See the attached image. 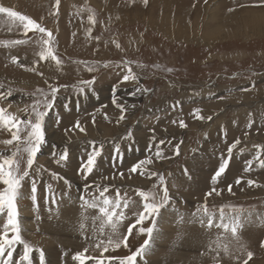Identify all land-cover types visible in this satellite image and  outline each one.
I'll use <instances>...</instances> for the list:
<instances>
[{"label": "rangeland", "instance_id": "rangeland-1", "mask_svg": "<svg viewBox=\"0 0 264 264\" xmlns=\"http://www.w3.org/2000/svg\"><path fill=\"white\" fill-rule=\"evenodd\" d=\"M257 2L148 0L145 6L143 0H61L58 14L53 15L55 0H0V6L11 7L50 29L55 37L56 53L63 61L60 66L48 61L47 78L42 79L39 67H44L46 61L39 62L41 34L29 32L25 36L18 23H12L6 14L0 13V92L10 90L12 93L0 99V106L11 104L8 110L24 119L27 114L21 110L26 107L30 110L39 98L37 89L47 91L49 83L67 85L58 93L50 128L47 120L53 110L45 118L48 141L34 165V168L42 165L44 171L32 173L37 181L38 207L31 200L30 179L23 182L22 195L17 200L21 234L35 248L44 250L46 264L50 261H53L51 264H78L72 259L77 252L87 248L86 255L99 257L102 251L95 247L101 224L95 219L99 215L98 209L81 207L79 199L81 195L86 199L98 195L94 189L88 193L83 191L85 180L77 171L91 151L90 141H95L97 146L103 144L104 150L98 160V168L87 182L112 184L115 187L106 195L115 197V189L119 187L121 195L126 192L130 200V207L125 209L127 218L118 232L113 234L110 228L105 227L100 238L107 240L109 235L114 240L122 238L128 225L134 223L136 214L143 210L144 201L136 190L151 194L158 181L139 174L131 179L127 176L121 179L116 173H127L133 162L151 156L154 162L149 169L165 175L172 200L162 209V218H158V222L161 221L158 224L160 233L163 232L145 257L148 264H243L247 259L246 253L236 251L238 244L230 230L215 226L221 221L209 228L207 217H204L202 225L193 216L197 207L205 203L214 216L219 215L223 208L226 223L230 218L239 217L242 224L237 232L239 243L253 253L249 264H264V248L261 247V242H264V168L254 161L251 169L245 171L246 162L256 155L254 145L264 144V30L257 33L252 29V24L260 23V19L252 21V13H264V7L252 6ZM181 5L190 9L194 21V24L190 22L186 34L181 32L186 36L195 31L203 36L208 27L215 25L216 20L208 16L213 11L218 22L222 18L229 20L233 15L230 19L235 25L227 23L226 29H220L212 39L196 40L186 36L174 39L163 34L158 25L163 17L173 24H181L177 19L179 15L183 16V11L177 12ZM242 10L247 15L243 16ZM90 15L96 20L94 25L89 23ZM152 21L155 27L151 25ZM15 40H24L25 43H10ZM116 43L121 47L117 48ZM12 56L19 57L24 67L13 63ZM124 60L133 62V71L140 77L139 86L150 89L149 92L130 95L137 83H121L125 69L117 65H122ZM81 61L94 64L96 70L89 72L83 63H79ZM105 63L110 66L104 67ZM34 64L36 71L27 70ZM93 79L95 83L83 95L74 87L79 81ZM114 85L118 86L119 101L127 106L126 119L119 123L120 111L111 103ZM65 104L69 105V110H65ZM196 108L201 109L204 120L193 117L192 112ZM208 116L213 119L208 121ZM58 117L60 122L57 125ZM181 119L187 124L186 128L179 127ZM77 120L83 126L99 129L86 135L79 130L67 131ZM249 121H254L251 128L248 127ZM152 129H155V142L152 141ZM128 131L132 132L133 139H122ZM10 138L7 130L0 129V141ZM161 139L171 141L162 146L165 155L171 158L157 161L154 158L155 145ZM236 139L241 143L233 149L226 173L213 185L212 175L228 158L227 149ZM178 143L180 154L175 156L173 153ZM116 144L120 146L122 163L113 159ZM65 147L69 150V160L58 165L55 160ZM11 151L12 146L0 143V156L10 155ZM65 167H69L72 173L66 177L71 180V189L51 175L59 173L61 176L60 171ZM185 169L188 175H185ZM238 177L242 178L240 184L236 183ZM249 180L255 184L250 186ZM228 185H232V192L228 191ZM3 187L0 184V189ZM213 187L221 194H213L206 199L205 194ZM68 218L74 220L71 225ZM6 221V212L0 213V233ZM26 221L28 226L24 228ZM82 223L83 229L80 228ZM143 226H149L148 221ZM139 227L129 236L127 248L123 244L119 248H109L104 257L123 258L135 251L147 238L139 233ZM224 245L229 247V254L224 253ZM22 253L23 247L17 245L13 254L17 264ZM163 257L169 261H162ZM138 261L144 264V260L138 258ZM32 264H40L39 251L32 253ZM86 264H95V261L89 260ZM105 264L109 262L106 260ZM111 264H119V259L112 260Z\"/></svg>", "mask_w": 264, "mask_h": 264}, {"label": "snow or ice", "instance_id": "snow-or-ice-1", "mask_svg": "<svg viewBox=\"0 0 264 264\" xmlns=\"http://www.w3.org/2000/svg\"><path fill=\"white\" fill-rule=\"evenodd\" d=\"M61 0H55V12L53 15H57L59 12V5ZM134 2V0H133ZM207 2V0H205ZM145 6H147L148 0H143ZM254 7H264V0H258ZM243 7V5H241ZM233 9H229L232 11ZM0 13L6 14L9 20L12 23H18L22 29L23 34L27 36L29 32L39 33L40 35V44L41 50L38 53L39 62L52 61L55 62L57 66H60L63 61L57 55L55 49V37L50 29L46 28L42 23L37 22L36 20L30 18L27 15L21 14L18 11H14L11 7L0 6ZM89 23L94 25L96 20L94 16L90 15L88 17ZM89 33H91V28H89ZM98 39V38H96ZM11 44H23L24 40H15L10 42ZM115 43V41H114ZM8 46V44H5ZM116 47L120 48V44L116 43ZM11 60L15 64H20L21 67H24L23 63L20 61L19 57L12 56ZM38 63V62H37ZM89 72L96 70V66L87 61H81ZM132 61L124 60L122 65H117V67H123L125 73L122 76L121 83L125 82H136L137 87L134 91L130 93L132 96H136L137 93H147L150 89L141 88L139 86L140 77L133 71ZM104 67H109V63H105ZM143 67L142 65H139ZM30 71H36V66L30 69ZM167 71H172V69H167ZM43 75V73H41ZM95 83V80H82L79 81L74 87L77 89L79 94H85L86 89H90L91 86ZM62 87H67V85H56L54 83H49L47 91L44 89H37L36 94L39 98L31 105L30 110L26 107L22 109L24 113L27 114V118L22 119L20 115L10 112L8 109L11 108V104L7 107L0 106V129L7 130L11 134L10 139L0 141L4 145L12 146V151L10 155L0 156V184L4 187L0 189V213L7 214V221L3 225V232L0 233V264H17L13 258V254L16 251V246L21 245L23 247V253L19 258V264H32V253L34 251H39L40 254V264H46L45 254L43 249L35 248L30 242L25 240L21 234V224L19 219V210L17 205L18 198L21 197V188L25 179L31 180V200L33 205L38 207L37 203V181L33 172L39 174L44 171L42 165L36 166L38 154L41 152L43 146L47 143L46 139V130H45V118L49 116L50 112L54 109L56 101L58 99V93ZM118 86H113L112 90V105L119 109L120 116L117 120V123L124 121L126 119L125 113L127 111V106L121 103L117 97ZM12 93L9 90L7 93L0 92V99H5L6 96H11ZM107 107V105H104ZM65 110H69L68 104L64 105ZM192 115L197 120H204L205 117L201 115V109L196 108L193 110ZM107 114L105 113V119H107ZM208 121L213 119L212 116L206 118ZM59 117L57 118V125L59 124ZM93 122H95V116H93ZM175 124L176 121H173ZM254 121H249L248 127L251 128ZM179 127L186 128L187 124L183 119L179 121ZM79 130L80 132H86V128L81 124L79 120L75 122L74 125L67 131ZM153 132L152 141H156L155 129L151 130ZM124 140H132L133 134L131 131H128L124 137ZM91 151L87 155L86 162L82 163L77 169L78 173L82 175L85 180L83 186V191L88 193L90 189H94L98 195H91L90 198L86 199L85 196L81 195L79 197L81 201V207L85 208H94L98 209L99 215L95 219L101 221L100 224V236H97L95 247L102 249L99 257H93L86 255L88 249L85 248L82 252H77L72 259L78 261V264H86L89 260H94L95 264H105L107 260L109 264L114 259H119V264H139V260H144V264H148L145 257L153 249V241L155 239L154 233H159L161 231L158 226V218H162V209H165L169 205L172 197L169 194V190L166 185V177L163 173L158 171H152L149 169V166L153 164V157H145L144 159H139L133 162L127 170V173L123 171H118V175L121 179L127 178L131 179L132 176L139 174L141 176H148L149 178H155L158 183L153 185V192L151 194L137 189V194L144 201L143 210L140 211L135 216V221L132 224H129L127 227V233L122 236V238L113 239L111 235L108 236L107 240L100 238L104 234L105 227L110 228L111 233L115 234L118 232L119 226L127 218L125 209L130 207V200L127 196V193L122 196L121 189L116 187L115 197L106 195L111 188L115 187L112 184H102L93 181L88 183L89 177L93 174L94 170L98 166V160L102 157L104 146L100 144L97 146L95 141H90ZM166 143L170 144L171 141L166 142L161 139L155 145V160L160 161L164 159H170L165 155L163 147ZM182 143V141L180 142ZM180 143L175 145V150L173 155L178 156L180 154ZM241 141L236 139L227 149L228 158L224 159L223 162L216 169L212 175L211 181L213 185L218 183L219 179L226 173V170L229 167L230 159L232 156L233 149H235ZM257 149L256 155L253 159L248 160L247 167L245 171H249L254 163L258 161L259 167L264 168V144L254 145ZM151 151V148L149 149ZM242 151V150H241ZM53 155H56L53 153ZM113 159L118 160L122 163V157L120 153V146L116 144L113 148ZM69 160V150L67 147L58 155V159L55 160L56 164L66 163ZM185 175H188L187 169L184 170ZM54 178L62 180L63 183L71 189V181L64 176H60L57 173L51 174ZM115 178V175L112 177ZM105 180H108V177H104ZM242 182V178L238 177L236 180L237 184ZM248 184L251 186L255 184V181L249 180ZM157 188L160 189L159 192L155 191ZM48 189H51V186H48ZM228 191L232 192V185H228ZM215 195H220L221 192L213 187L209 192L205 194V198ZM53 202H55L53 200ZM193 216L198 218L200 223L204 224V217H207V226L211 228L214 224V213H212L207 204L205 203L202 206L197 207L196 212L193 213ZM220 223L215 226L218 228H223L225 231L230 230L232 236L237 241L238 247L237 252L242 254L246 253L247 259L243 260V264H249V261L253 257V253L248 251L246 246L239 243V236L237 235L238 229L242 227L239 217H233L229 219V222H224V209L221 208L219 211ZM145 221H148L149 226L144 227ZM138 228L140 234L146 235V239L143 244H141L135 251H131L130 255H127L123 258H116L112 256L104 257V253L109 251V248H119L121 244L124 247H128V238L133 233V230ZM80 228H84V224L80 225ZM217 247H220L218 244ZM261 247L264 248V242H261ZM215 250V249H213ZM223 251L225 254H229V248L227 245L223 246ZM218 254V253H217ZM239 259V257H235Z\"/></svg>", "mask_w": 264, "mask_h": 264}, {"label": "bare ground", "instance_id": "bare-ground-1", "mask_svg": "<svg viewBox=\"0 0 264 264\" xmlns=\"http://www.w3.org/2000/svg\"><path fill=\"white\" fill-rule=\"evenodd\" d=\"M176 1V0H175ZM184 2V1H183ZM182 2V3H183ZM132 3V2H131ZM159 3V2H158ZM151 4H152V2H151ZM143 5H145V4H143ZM184 5H185V3H184ZM182 6L181 5V7H179L178 8V10H177V12H181V11H183L182 13H183V16H178L177 17V19H179L180 20V23L181 24H178V23H174L173 24V22H171L170 20H168V18H162V22H160L159 24L160 25H158V27H161L162 29V31H163V34H169L171 37H174V39H182L183 37H185L186 35V32H187V30L189 29V27H190V22L192 23V24H194V21H193V19H192V17L190 16V14H191V12H190V9L189 8H186V6ZM154 8H156V6L154 7ZM182 9V10H181ZM151 10V9H150ZM243 11H245V10H242V12ZM147 12H149V11H147ZM205 12H207L208 13V10L207 9H205ZM122 13V12H121ZM214 11L213 12H210V13H208V16L211 18V19H214V20H216L215 21V25H212V26H210V27H208L207 29H209V30H207L206 29V33H204V35L203 36H200L201 35V33H200V35H199V33L197 32V31H195V33H193L191 36H186L187 38L189 37V38H193V39H202L203 40V38H205V39H212L213 37H215L216 35H218V33L220 32V29H223V28H225L226 26H227V23H230V24H233V25H235L232 21H231V19H230V17H232L233 15H231L230 17H229V20H230V22H229V20L228 19H225V18H222V19H224V20H220L219 22L217 21L218 20V18L217 17H215L214 16ZM237 13V12H236ZM244 14H243V16H245V15H247L245 12H243ZM123 14H125V13H123ZM165 13H163V15H164ZM238 14V13H237ZM126 15V14H125ZM159 15H162V14H159ZM167 15H168V13H167ZM199 15V14H198ZM192 16H193V14H192ZM197 16V15H196ZM235 16V15H234ZM241 16V15H240ZM174 18V17H173ZM252 18H253V20L252 21H256V20H259L260 21V23L258 24V25H256V24H252V26H253V32H254V30H255V32H257V33H259V32H261V31H263L264 30V25H262L261 26V24H262V22H264V13H260V14H257L256 12L255 13H252ZM192 19V20H191ZM239 20H241V19H239ZM149 21V20H148ZM198 21V20H197ZM251 21V22H252ZM151 22V21H150ZM253 23V22H252ZM154 24V25H153ZM151 25H153V27H155V22L154 21H152V23H151ZM199 25V27H201V24L199 23L198 24ZM152 27V28H153ZM198 27V28H199ZM192 28V27H191ZM156 29V28H155ZM170 29H173V30H170ZM226 29V28H225ZM174 31V32H173ZM199 31V30H198ZM202 31V30H201ZM173 32V33H172ZM181 32H183V33H185V34H181ZM193 32V31H192ZM160 33H161V31H160ZM256 33V34H257ZM222 34H223V32H222ZM190 35V34H189ZM200 36V37H199ZM219 38V37H218ZM168 44V43H167ZM207 44V43H206ZM35 58V57H34ZM47 62L48 61H46V64H44L43 65V63H42V65L44 66V67H39L40 68V72H39V74H41V73H43V75H40L41 76V78L42 79H46L47 78V69H48V67H46V65H47ZM52 67H54V66H52ZM52 67H50V70H51V68ZM53 70V69H52ZM51 70V71H52ZM36 74V73H35ZM206 89V88H205ZM73 99V98H72ZM88 100V99H87ZM94 100V99H93ZM73 101V100H72ZM71 101V102H72ZM90 101V100H89ZM59 103V102H58ZM89 103V102H88ZM61 104V103H60ZM59 104V105H60ZM2 105H3V103H2ZM58 105V104H57ZM79 105V104H78ZM173 105V104H172ZM4 106V105H3ZM69 106V105H68ZM71 106V105H70ZM81 107V106H80ZM89 107V106H88ZM53 113H54V110L51 112V114H50V116H49V118H48V120H47V124H48V126H49V124H50V121H51V118H53L52 117V115H53ZM54 116V115H53ZM52 122V121H51ZM200 122V121H199ZM51 126V125H50ZM50 126H49V128H50ZM85 128H86V132H80L81 134H92V133H94L95 131L97 132V130L99 129V127H95V128H93V127H90V126H88V125H85L84 126ZM209 127V126H208ZM207 128V127H206ZM104 132V131H103ZM110 134V133H109ZM53 135V134H52ZM142 135V134H141ZM66 136V135H65ZM81 136V135H80ZM77 137H79V136H77ZM140 137V136H139ZM63 138V137H62ZM52 139V138H51ZM53 140V139H52ZM47 141H48V139H47ZM73 142V141H72ZM71 161H72V159H71ZM98 168V167H97ZM60 173H61V176H64V177H67V176H69L70 174H72L71 172H70V168L69 167H65V170H62V171H60ZM59 174V173H58ZM94 174V173H93ZM71 177V176H70ZM74 177V176H73ZM71 181V180H70ZM23 188V187H22ZM62 193V192H61ZM69 193V192H68ZM71 193V192H70ZM28 196H29V194H28ZM29 198V197H28ZM54 200V199H53ZM68 202V201H67ZM39 204V203H38ZM23 207H24V205H23ZM28 210H29V208H28ZM74 210V209H73ZM76 210V209H75ZM26 213V212H25ZM29 214H31L30 212H29ZM70 214V213H69ZM74 214V213H73ZM32 215V214H31ZM65 215V214H64ZM164 215V214H163ZM48 216V215H47ZM75 216H77L76 214H75ZM86 216V215H85ZM240 216V215H239ZM61 217V216H60ZM68 217H69V215H68ZM73 216H71V218H72ZM243 217V216H242ZM69 219L70 221V225H71V222L72 221H74V220H72V219H74V218H72V219ZM165 218V217H164ZM227 217L225 216L224 217V221H225V219H226ZM35 219V218H34ZM85 219V218H84ZM161 219V218H160ZM159 219V220H160ZM78 220V219H77ZM166 220V219H165ZM164 220V221H165ZM183 220V219H182ZM31 221V220H30ZM79 221V220H78ZM85 221V220H84ZM220 222V216L219 215H215L214 216V223H217V222ZM67 222H68V220H67ZM161 222V221H160ZM159 222V223H160ZM79 223V222H78ZM77 223V224H78ZM92 223V222H91ZM31 224L33 225V222H31ZM38 224V223H37ZM69 224V223H68ZM73 224V223H72ZM76 224V226H78ZM84 224V223H83ZM94 225V224H93ZM160 225V224H159ZM25 227L24 228H27V226H28V224H27V221H26V223H25V225H24ZM162 226H163V224H162ZM202 226V225H201ZM30 227H32V226H30ZM35 227V226H34ZM72 227V226H71ZM92 227V226H91ZM46 228V227H45ZM51 228V227H50ZM54 228V227H53ZM162 228V227H161ZM194 228V227H193ZM30 230V229H29ZM33 230V229H32ZM44 230V229H43ZM164 230V229H163ZM59 232V231H58ZM86 232V231H85ZM163 232V231H162ZM161 232V233H162ZM186 232V231H185ZM79 233V232H78ZM77 233V234H78ZM81 233H82V230H81ZM88 233V232H87ZM160 232L159 233H155L154 234V237H155V239H154V241H153V243L155 244V242L156 241H159L158 239H159V237L162 235ZM76 235V234H75ZM78 235H80V233L78 234ZM164 235V234H163ZM67 236H69V235H67ZM247 236V235H246ZM73 237V236H72ZM77 237V236H76ZM85 237V236H84ZM163 237V236H162ZM210 237V236H209ZM52 238V237H51ZM161 238V237H160ZM45 239V238H44ZM211 239V238H210ZM218 239V238H217ZM48 240V239H47ZM63 240V239H62ZM70 240V239H69ZM68 240V241H69ZM203 240V239H202ZM67 241V242H68ZM71 241V240H70ZM76 241V240H75ZM49 243V242H48ZM55 243V242H54ZM53 244V243H52ZM73 244V243H72ZM71 244V245H72ZM213 244V243H212ZM157 245V244H156ZM188 245V244H187ZM208 245V244H207ZM200 246V245H199ZM47 249L49 248V247H46ZM53 248H56V247H53ZM229 248V247H228ZM46 249V250H47ZM49 251V250H48ZM47 251V252H48ZM56 251V250H55ZM54 251V252H55ZM54 255V254H53ZM53 255H52V257H53ZM58 255V254H57ZM57 255H56V257H57ZM62 255V254H61ZM45 257H46V255H45ZM55 257V256H54ZM50 258V257H49ZM49 258H47V259H49ZM164 257H163V259H161L162 261H164ZM55 261H56V259H55ZM61 261V260H60ZM60 261H58V263L60 262ZM165 261L166 262H168L169 260H167V259H165ZM51 263L53 262V261H50ZM50 263V264H51ZM57 262H55V264H56ZM159 263H160V261H159ZM61 264V263H60Z\"/></svg>", "mask_w": 264, "mask_h": 264}]
</instances>
